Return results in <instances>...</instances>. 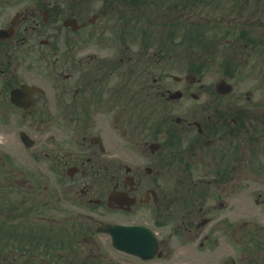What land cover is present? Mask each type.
I'll return each instance as SVG.
<instances>
[{"label": "flooded vegetation", "instance_id": "obj_1", "mask_svg": "<svg viewBox=\"0 0 264 264\" xmlns=\"http://www.w3.org/2000/svg\"><path fill=\"white\" fill-rule=\"evenodd\" d=\"M0 264H264V0H0Z\"/></svg>", "mask_w": 264, "mask_h": 264}, {"label": "rangeland", "instance_id": "obj_2", "mask_svg": "<svg viewBox=\"0 0 264 264\" xmlns=\"http://www.w3.org/2000/svg\"><path fill=\"white\" fill-rule=\"evenodd\" d=\"M215 7V6H214ZM174 11V10H171ZM170 11V12H171ZM143 13V15H141V17L147 18V13L151 14L150 18L157 20L160 19L162 17V12L163 10H144V11H140ZM198 13L200 14V21L198 22H189V21H180L179 24H177V26L179 27V29L175 28V26H173L171 29L174 30L173 33H175L174 35V40L173 39H169L170 43H163L166 46V52H163V48H160L158 46V39L154 41L153 38L150 40V43L153 45V47L150 49L151 50V54L155 52V57L152 58V61L154 59V74L157 76L161 73V70L159 69V67H162V65L168 66V67H176L179 68V65L176 64V62H178L180 59L183 58V56H181V58L178 56V50H176L174 53L170 52V51H174L175 49H177L179 46V40L183 39L184 37H189L193 36L195 33H197L198 36L201 37V41H196V42H190L187 41V49L190 52L193 53H186L187 54V65H189V63H193L196 62L197 66H201L203 67L205 70L204 73L202 74V82L205 83L206 85L209 84H213L214 80H216V78L220 75L216 73V70H214V24H208L205 25V18L208 20H213L214 17H219V15L217 13H214L212 9H203V10H199ZM171 15H175L170 13ZM167 23V22H166ZM190 23H197L195 24L196 26H194L195 31L190 33V26H192V24ZM147 25V23H146ZM145 22L144 23H139V28H138V33H142L143 29H146ZM184 29H183V27ZM163 28V26H160L159 23L154 22V26L151 29V32L149 30V33L152 35V37H154V39H156V37L159 35H161V29ZM115 30V29H114ZM177 30H179V33L176 34ZM112 33V32H111ZM148 33V30H147ZM219 33H221V31H219ZM167 40V39H166ZM108 44V43H107ZM126 44L128 45V49L124 50V47L122 46V56H123V63H122V68L123 71H125V68L127 67L129 69V67L131 66V57L126 56V52H132L133 48L136 46V42H130V40H126ZM138 46L141 45V41H139L137 43ZM167 47L169 49H167ZM182 48V47H181ZM135 49V48H134ZM165 49V47H164ZM241 53V52H240ZM157 55H159L160 57H158ZM169 56L170 59H169ZM159 60V61H158ZM161 60V61H160ZM162 62L164 64H162ZM176 72V71H174ZM122 80L124 81V77H122ZM253 198L251 199V201H248V204L250 205L251 211H257L258 207L253 206ZM237 203V202H236Z\"/></svg>", "mask_w": 264, "mask_h": 264}]
</instances>
